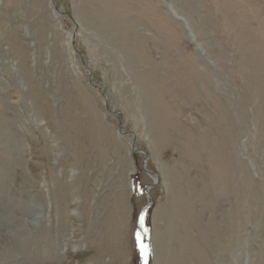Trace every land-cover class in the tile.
<instances>
[{
  "label": "rangeland",
  "instance_id": "374dc122",
  "mask_svg": "<svg viewBox=\"0 0 264 264\" xmlns=\"http://www.w3.org/2000/svg\"><path fill=\"white\" fill-rule=\"evenodd\" d=\"M3 209L0 264H264V0H0Z\"/></svg>",
  "mask_w": 264,
  "mask_h": 264
},
{
  "label": "bare ground",
  "instance_id": "6f19581e",
  "mask_svg": "<svg viewBox=\"0 0 264 264\" xmlns=\"http://www.w3.org/2000/svg\"><path fill=\"white\" fill-rule=\"evenodd\" d=\"M132 52H129V54ZM136 54H133V56ZM209 61V60H208ZM131 62V61H130ZM148 86V85H146ZM149 89L145 87L144 88V94L146 95V97L149 94ZM155 103V102H154ZM157 113V112H156ZM6 209V208H5ZM29 209V208H28ZM4 210V209H3ZM30 212V211H29ZM30 214V215H29ZM41 214V213H40ZM20 215L24 218L23 219H18V217H20ZM19 220H23L24 222L21 223L20 225H18ZM44 218L42 215H38V214H34V213H26V212H18L17 209H13L10 213L7 212L6 210L3 211L2 214H0V226H4L7 227L9 229H12L13 231L11 232L16 238H18V235L22 236L21 234H24L25 232L28 233V235L30 237H32L33 235L35 236L36 234H38L43 226V221ZM42 223V224H41ZM31 226V230H28V227ZM27 235V236H28ZM50 236V235H49ZM49 238V237H48ZM29 239V238H28ZM32 240V239H31ZM28 242V241H26ZM141 243V242H140ZM47 246H45V248L40 249V251H38L39 254H44V253H48L50 252L52 246V241L50 240V238L48 239ZM24 245V244H23ZM157 245V244H156ZM161 245V244H160ZM157 247V246H156ZM159 248V246H158ZM38 250V249H37ZM13 256V255H12ZM49 256V255H48ZM39 257V256H38ZM8 260V259H7ZM9 261V260H8ZM11 262V261H10Z\"/></svg>",
  "mask_w": 264,
  "mask_h": 264
},
{
  "label": "water",
  "instance_id": "95a60500",
  "mask_svg": "<svg viewBox=\"0 0 264 264\" xmlns=\"http://www.w3.org/2000/svg\"><path fill=\"white\" fill-rule=\"evenodd\" d=\"M120 130L121 129H119V131ZM146 156H147V154H146ZM144 165H146V164H144ZM145 193H146L147 199L150 201L151 200V197H150V186L146 187ZM149 206H151V201L149 202L148 206L142 210L141 213L145 212L148 209ZM141 225H142L141 218H139V222H138V232H137V241H138L139 246L142 249V252L144 253L145 252V249H144V245H143V234H142Z\"/></svg>",
  "mask_w": 264,
  "mask_h": 264
}]
</instances>
